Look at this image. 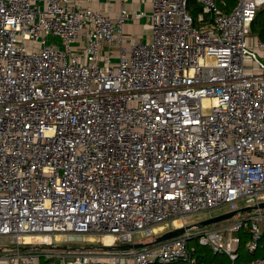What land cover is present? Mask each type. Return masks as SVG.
<instances>
[{
    "label": "built area",
    "instance_id": "built-area-1",
    "mask_svg": "<svg viewBox=\"0 0 264 264\" xmlns=\"http://www.w3.org/2000/svg\"><path fill=\"white\" fill-rule=\"evenodd\" d=\"M262 6L152 0L145 39L123 33L142 17L124 8L112 18L80 0H0V242L133 244L163 222L263 202L264 41L250 28ZM241 229L255 250L264 209L197 232V243L235 264ZM187 233L50 256L193 264ZM3 262L38 264L19 246Z\"/></svg>",
    "mask_w": 264,
    "mask_h": 264
},
{
    "label": "rangeland",
    "instance_id": "rangeland-1",
    "mask_svg": "<svg viewBox=\"0 0 264 264\" xmlns=\"http://www.w3.org/2000/svg\"><path fill=\"white\" fill-rule=\"evenodd\" d=\"M123 33L124 34H130V35H135L137 37H140L139 33L137 32V30H135L134 32H130L129 33V29H127L126 27H123ZM240 207H241V202L239 203ZM229 212L228 207H223V208H219V209H214L210 212H203V213H199V214H195L193 216H190L186 219V221H184V225H189V224H195L201 220H204L206 218L209 217V215H218V214H222V213H226ZM245 217V214H238L228 220L216 223V224H212L209 226H206L202 229H191L188 231L187 235H192L194 236V234H196L197 232L204 230V229H213V228H217V227H221L223 225L227 226V225H231L233 223H235L237 220H241L242 218ZM174 221H170V222H163L157 226H155L153 228V235L152 237H150V241H152L155 237L173 229V228H177L180 227L182 224H180V222H177V224H173ZM26 236L22 237L21 239V243L16 244L15 242H13V240L11 238H7L6 240H3L2 242H0V261L3 262V259L5 257V255L7 253H9L12 249H14L15 246H19V247H23V246H30L32 249L29 250L31 251L33 254H35L37 256V262L39 264V258H45L47 260L46 263L44 264H61L60 260H58V258L53 257L55 254L58 253H70V255L72 253H85V252H89V253H94L98 251V247L101 245L100 241H99V237L98 236H93V235H89L86 238H89L93 241H83L80 243H73V242H65V241H59V243L55 242L53 244H51L52 246H67V248L69 250H46L44 248H42V246H47L49 244L43 243L41 240H38L37 238L40 237H36V236H30L32 238H34V241L31 242H25V238ZM136 242H147V240H140L139 238H135ZM264 239V237H263ZM188 244V248L191 250L192 248H198L201 251H203L204 253L211 255V251L210 248L208 246H202L199 245L197 243V237L189 240L187 242ZM73 248V249H71ZM201 252V253H203ZM213 254V253H212ZM53 255V256H50ZM217 259L222 262L226 259V254L222 253V254H218ZM0 264H4L0 262ZM171 264H182V263H171Z\"/></svg>",
    "mask_w": 264,
    "mask_h": 264
},
{
    "label": "crops",
    "instance_id": "crops-1",
    "mask_svg": "<svg viewBox=\"0 0 264 264\" xmlns=\"http://www.w3.org/2000/svg\"><path fill=\"white\" fill-rule=\"evenodd\" d=\"M81 4L89 7L93 10L103 11L107 13L112 18L117 17L118 11L120 8H124L129 14H142V17L137 20H128L123 27L129 29L130 32H137L140 34V37L135 35H129L131 37L137 38H147L150 35V19L149 15L151 14V4L152 0H126L123 3H120L119 0H80ZM122 27V31H123ZM212 216V215H209ZM203 252V251H201ZM198 248H196V252L192 255L193 261L195 264H208L207 261L208 254L201 253ZM228 259V257H226ZM229 260V259H228ZM3 263L2 261H0ZM231 264V263H230Z\"/></svg>",
    "mask_w": 264,
    "mask_h": 264
},
{
    "label": "water",
    "instance_id": "water-1",
    "mask_svg": "<svg viewBox=\"0 0 264 264\" xmlns=\"http://www.w3.org/2000/svg\"><path fill=\"white\" fill-rule=\"evenodd\" d=\"M257 209H264V201L258 203L257 205L254 206H246V207H241L226 213L214 215V216H209L208 218L201 220L195 224H189V225H184L182 224L180 227L173 228L157 237H155L152 241H147V242H138V243H133V244H123V245H112V246H102L100 245L98 247V250L103 251V252H126L130 250H137L141 249L147 246L151 245H156L177 237H181L183 235H186V233L191 230V229H202L206 226L216 224L225 220H228L238 214H243V213H248L253 210ZM198 234H194V236L190 235L187 237L188 240H191L195 237H197ZM21 251H29L32 248L30 246H23L19 247ZM42 248L46 250H69L67 246H52V245H47V246H42ZM73 249V248H71ZM165 264H171V262L165 263Z\"/></svg>",
    "mask_w": 264,
    "mask_h": 264
},
{
    "label": "trees",
    "instance_id": "trees-1",
    "mask_svg": "<svg viewBox=\"0 0 264 264\" xmlns=\"http://www.w3.org/2000/svg\"><path fill=\"white\" fill-rule=\"evenodd\" d=\"M189 11L192 14H194L192 7ZM250 28H251V36L257 38L260 41H264V6L258 9L256 16L251 23ZM238 236H239V243L236 249L237 258L235 260V264H239L242 262L243 263L249 262L257 258H264V239L263 237L261 241L259 242L258 247L255 250L248 251L246 248V243L249 240V234L247 233V230H244V229L239 230ZM210 251L213 254L211 253V255L209 254L207 255L208 256L207 261L209 260L208 264H230L231 263L230 260L228 259H225L224 261L220 262L217 259V256L218 254H222V253L213 252L211 249ZM195 252H196V248L194 249L193 253H191V256L194 255ZM47 260L45 258H39V264H44L47 262ZM152 264H161V263L155 261ZM193 264H195L194 261H193Z\"/></svg>",
    "mask_w": 264,
    "mask_h": 264
},
{
    "label": "bare ground",
    "instance_id": "bare-ground-1",
    "mask_svg": "<svg viewBox=\"0 0 264 264\" xmlns=\"http://www.w3.org/2000/svg\"><path fill=\"white\" fill-rule=\"evenodd\" d=\"M177 222H179V221H174V223L173 224H177ZM25 242H31V241H34V238H32V237H30V236H26L25 238ZM38 240H44V238H37ZM110 238L107 236V237H105L104 238V240L106 241V242H109L110 240H109Z\"/></svg>",
    "mask_w": 264,
    "mask_h": 264
}]
</instances>
